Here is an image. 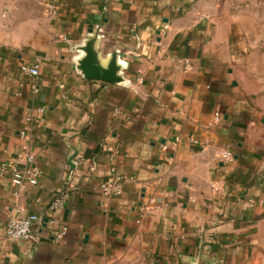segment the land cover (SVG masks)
Returning <instances> with one entry per match:
<instances>
[{"label":"crops","instance_id":"1","mask_svg":"<svg viewBox=\"0 0 264 264\" xmlns=\"http://www.w3.org/2000/svg\"><path fill=\"white\" fill-rule=\"evenodd\" d=\"M229 7L0 0V264H264V112L244 84L261 49ZM87 49L113 82L84 75ZM29 154L39 183L19 191ZM31 214L33 241L5 235Z\"/></svg>","mask_w":264,"mask_h":264},{"label":"built area","instance_id":"2","mask_svg":"<svg viewBox=\"0 0 264 264\" xmlns=\"http://www.w3.org/2000/svg\"><path fill=\"white\" fill-rule=\"evenodd\" d=\"M22 71L33 76L39 75V67H29L23 66ZM140 80V79H139ZM218 116V115H217ZM164 150H168L167 145H162L161 147ZM226 157L229 155L226 154ZM25 161L28 164V168L25 169H15L13 171L12 182L17 187L19 191H22L26 185L37 186L40 178V171L37 167H35L34 162L35 158L33 155H27L25 157ZM100 191L105 195H119L122 193V187L116 186L112 187L107 183H102L100 185ZM66 201V194L62 193L59 197H57L50 206V211L52 213L57 212L60 208L64 206ZM41 218L37 214H31L25 217H13L10 218L8 224L5 229V235L8 238L18 240V241H26L31 242L35 238V226L41 222ZM54 223V221H52ZM65 234V229H60L56 234V239L60 240L63 238Z\"/></svg>","mask_w":264,"mask_h":264},{"label":"rangeland","instance_id":"3","mask_svg":"<svg viewBox=\"0 0 264 264\" xmlns=\"http://www.w3.org/2000/svg\"><path fill=\"white\" fill-rule=\"evenodd\" d=\"M230 7L227 9L229 16L239 15L241 26L245 31L244 36L247 38L249 32L256 34V44L261 51L251 59L249 65V54L244 57V84L246 90L250 93L251 99L255 100L258 105L256 107L264 112V5L254 0H236L239 7L236 9L232 0ZM250 17H253L250 19ZM250 41L247 40V45ZM252 48V47H251ZM255 70L253 73L252 70Z\"/></svg>","mask_w":264,"mask_h":264},{"label":"water","instance_id":"4","mask_svg":"<svg viewBox=\"0 0 264 264\" xmlns=\"http://www.w3.org/2000/svg\"><path fill=\"white\" fill-rule=\"evenodd\" d=\"M87 59L83 63V73L89 79H101L108 82H113L116 77V70L110 67L106 74L100 73L99 68L94 65L93 56L91 55V50L87 49ZM72 166V165H71Z\"/></svg>","mask_w":264,"mask_h":264}]
</instances>
